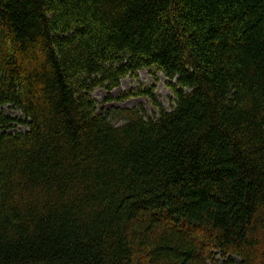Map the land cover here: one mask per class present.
Listing matches in <instances>:
<instances>
[{"label": "trees", "instance_id": "trees-1", "mask_svg": "<svg viewBox=\"0 0 264 264\" xmlns=\"http://www.w3.org/2000/svg\"><path fill=\"white\" fill-rule=\"evenodd\" d=\"M0 264H264V0H0Z\"/></svg>", "mask_w": 264, "mask_h": 264}, {"label": "rangeland", "instance_id": "rangeland-1", "mask_svg": "<svg viewBox=\"0 0 264 264\" xmlns=\"http://www.w3.org/2000/svg\"><path fill=\"white\" fill-rule=\"evenodd\" d=\"M138 73L137 77H125L121 81L120 86L112 91H108L104 87H97L91 92V96L97 100L99 113L107 115L116 125L122 124L124 120L122 118L114 120L108 113L111 110L116 111L118 108L137 107L143 109L148 115H153L154 111H157L150 98L143 95L132 96L126 99L116 98L121 92L154 85L155 92L163 106L169 109L172 105L174 93L167 83V77L162 73L152 72L149 68L141 69ZM109 95L113 97L109 100H105ZM3 109L13 116L23 117L18 109L12 108L11 106H5ZM24 129V127L18 125L17 127L12 128L11 131Z\"/></svg>", "mask_w": 264, "mask_h": 264}, {"label": "bare ground", "instance_id": "bare-ground-1", "mask_svg": "<svg viewBox=\"0 0 264 264\" xmlns=\"http://www.w3.org/2000/svg\"><path fill=\"white\" fill-rule=\"evenodd\" d=\"M143 69H146V68H143ZM149 69H151V68H149ZM141 70V69H140ZM152 70V69H151ZM139 72V71H138ZM139 74V73H138ZM164 75V74H163ZM165 76V75H164ZM166 77V76H165ZM170 79L167 77V83H168V81H169ZM153 93H154V95L155 96H157V93L155 92V88L153 89ZM158 97V96H157ZM150 100H151V102L153 103V100H152V98L150 97ZM154 105V104H153ZM154 108H156V107H154ZM142 112H144V113H146L143 109L141 110ZM158 111V110H157ZM157 111H154L155 113L157 112ZM147 114V113H146ZM153 115H154V113H153Z\"/></svg>", "mask_w": 264, "mask_h": 264}]
</instances>
